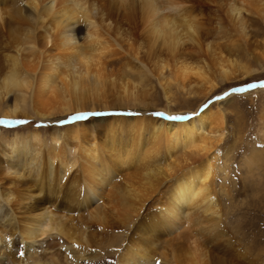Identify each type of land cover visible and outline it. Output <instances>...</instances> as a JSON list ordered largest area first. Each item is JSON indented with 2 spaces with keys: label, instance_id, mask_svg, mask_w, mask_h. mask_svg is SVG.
<instances>
[{
  "label": "bare ground",
  "instance_id": "obj_1",
  "mask_svg": "<svg viewBox=\"0 0 264 264\" xmlns=\"http://www.w3.org/2000/svg\"><path fill=\"white\" fill-rule=\"evenodd\" d=\"M18 1L0 0V38L11 46L6 53L2 52L4 63L3 57L0 59V115L12 118L34 115L47 119L54 111L51 110V104L57 103V96L58 103L62 105L59 111L83 110L87 104L94 109L95 102H100L101 107H107V87L110 85L114 88L117 81L124 83L122 90L117 92L118 99L139 101L141 95L136 92L137 86L132 85L131 91L126 88L129 79L126 80L127 75L124 74L128 66L125 55L107 60L108 57L122 53V45L105 36L109 29L115 33V29L124 25L126 31L132 33L134 7H130L124 15L112 16L107 11L109 9L106 10L109 0H27L28 7L26 5L24 9L18 7ZM185 1L162 0L160 3H149L145 26L162 40L171 53L186 40L198 44L202 37L197 13L191 11ZM216 1L219 21H212L211 24L218 23V33L222 34L220 38L231 41L232 46H240L246 53L254 54L253 51L259 47L264 50V41L256 45L248 40L246 33L247 20L257 24L258 19L244 14L251 11L264 20V0ZM41 27L44 33L38 30ZM82 31L80 36L78 32ZM17 34L22 36L17 37ZM205 40L201 38L208 59L206 65L217 63L221 79L227 78L232 70L234 73L241 71V75L250 71L246 63L238 60L233 62L230 67L232 70L226 68L227 65L224 68L221 63L222 49L217 50L221 43L213 48L214 43ZM194 58L198 60V56ZM197 60L194 64L181 60L171 63L166 59L157 64L154 75L166 100L170 96L161 80L171 78L181 87L188 86V94H199L205 84L211 83L214 76L208 74L207 69L204 70L205 65L201 62L198 64ZM256 62L262 65L257 58ZM114 65L119 66L116 72L112 70ZM141 66L144 67V64ZM137 71L138 75H142V70ZM11 94L14 95L12 103L6 102ZM212 109L210 104H205L191 111L188 116H173L180 119H168L171 116L155 119L145 114L134 116L119 125L108 120L106 129L97 137L91 134L87 136L83 128L74 126L66 133L68 138L77 140L74 146L77 152L71 155L66 146L58 144L57 137L46 144L33 131L13 133L10 137L0 136V154L6 158L0 170L9 176L11 183L7 187H2L0 183V218L11 225L13 238L10 240L15 237L17 243H34L37 238L54 233L66 247V254L73 255L74 262H77L83 255L84 246L90 242L88 239L93 224H106L108 217H114L120 220L121 228L134 224L130 233L124 231L120 236L117 264H146L155 255L170 264H226L223 258L214 255L211 247L223 237L220 215H217L219 210L216 209L210 188L216 171L215 142L219 140L215 136L222 133L223 118ZM142 111L144 114L151 110ZM255 151L251 152L249 160L245 162H256L259 151H256L257 154ZM260 157L264 156L260 154L259 161ZM27 173L34 181L18 186L19 179ZM115 176H120V179L109 184ZM15 181L17 183L13 184ZM63 187L71 194L74 203L65 213L54 210L55 205L50 196L39 198L44 189L49 193H57ZM147 198H152L151 203L142 214L143 219L140 217L141 223L136 224L138 221L135 218L140 216ZM23 202L22 212L19 207ZM2 235L0 230V243L3 244L6 237ZM30 258L25 264H41L34 255ZM242 259H245L244 256ZM246 261L240 264H252V261Z\"/></svg>",
  "mask_w": 264,
  "mask_h": 264
},
{
  "label": "rangeland",
  "instance_id": "obj_2",
  "mask_svg": "<svg viewBox=\"0 0 264 264\" xmlns=\"http://www.w3.org/2000/svg\"><path fill=\"white\" fill-rule=\"evenodd\" d=\"M38 1L43 2L44 0ZM152 1L160 3L162 0H109V2L105 1L108 3V6L106 3V10L109 9L107 11L110 12L112 16H114V14L115 16L124 15V13L130 7L135 8V19L131 25L132 29H134L132 30V33L129 30L126 31V26L124 25L119 28L120 30L115 29V33H113L114 30L109 29V33L107 31L105 33V36L112 42L119 43L120 46L122 45V51L117 46H115V48L119 49L122 53L118 54L117 56L108 57L107 60L110 58H119L120 56L125 55V62H128V66L126 67L124 74L127 75L126 80L129 79L126 88L128 87L129 91H131V87H133L132 85L137 86L138 89L136 90V92L141 95L139 101H134L131 99L121 101L120 99H118L119 97L117 95V92L122 90V84L124 86V83L121 81H117V84L114 88L110 85L107 87V96H105L108 104L107 107H101L100 102H95L94 109H91L90 105L87 104L85 109L83 110H72L69 112L59 111L62 105L58 103L59 98L57 96L55 99L57 100V103L51 104V110L54 111L51 115L48 116L47 119H42L34 115H29L28 117L23 118H12L0 115V136L5 135L7 137H10L13 133L24 134L33 131L38 134L40 141L42 140L41 142H45L46 144L51 142L54 137H57L59 141L58 144H60L61 147L66 146L70 150L68 154L71 155L76 154L75 152H77V148L74 150V146L77 140L73 138H68L69 135L66 133L72 130L74 126L80 127L81 129L83 128L82 130L85 131L84 133L87 134V136L91 134L92 136L97 137L98 134L102 133L103 130L106 129L105 127L107 126V123L110 122V120L113 121L112 123H116L117 125H119L121 122L123 123L126 121H130L132 117L137 115L144 116L146 114L153 118L156 117L155 119H163L167 116L173 117L176 114L188 116L190 112L195 110L196 108L205 104H210V108H213L212 111H217V113L219 112V114L223 118V130H221L222 133H220V136H215L217 134H212L213 136L218 137L219 140L215 142V152L217 156L216 171L214 176L212 177V182L210 186L214 195V200L217 207L216 209L219 210L217 215H220L221 226L223 228V237L222 240L220 239V241L218 240L214 242V245L211 246L212 250L214 252V255H217V257H220L221 259L223 258L222 260L226 264H237L238 260L242 259V256H244L245 258L241 260L244 263L247 260L248 262L252 261V264H264V157H260L261 161H259L258 159L260 154L261 156H264V118H262V114L264 112L263 47H259L260 50L259 48H256L253 51L254 54H251L250 52L246 53L240 46H238L239 48L236 46H232L231 41L229 42V40L220 38L222 34L218 33V30H220L218 23H214V25L211 24L212 21H219L218 10L217 8H215L217 7L216 3H218L216 0H186V5L188 4L190 6V10L197 13V21L201 23H199L201 25V38L206 39L205 41L210 40V42H213V48H215L217 44L219 45V43H221V45L218 46L219 48L217 50L222 49L221 63L224 68L227 65L226 68L232 70L231 66L233 65V62L237 60L239 62L241 61L243 63H246L248 65V68L250 67V71L248 72L249 75H247L248 73H244L243 75H241V71L238 70L234 73V70H232L233 72L230 73L227 78L221 79L219 77L220 66H218L217 63H215L214 65L211 64V66H209L208 64L206 65V61L208 59L206 60V55L204 52L205 46L201 42V38L198 41V44L196 41L190 42L186 40L184 43L179 44V48L177 46L174 52L171 53L170 51H168L166 45L163 44L162 40L157 37L155 33L151 32L150 29L148 30L145 25L148 17L149 3ZM18 2L19 3L16 2L17 5L20 4L18 7L22 9H24L23 7H25L26 5V8L28 7L27 0H24L23 2L22 0H19ZM143 4L144 6H142ZM114 5L116 7H114ZM138 6L141 7L139 8ZM143 8L146 9L143 10ZM201 9H203L204 12ZM215 9L217 11H215ZM120 11L121 14H119ZM250 12L251 11H249L248 13L247 11L244 12V14L246 13L245 15L257 18L258 22L256 24V22H251L247 20V38L250 42L259 45L261 42L263 43L264 41V20L260 19L258 15H254V13L252 14ZM198 13H200V15ZM199 18L201 20H199ZM208 18L210 19L208 20ZM30 19L32 20V18ZM203 19L204 21H202ZM80 24L82 23H79V25ZM205 24L208 25L206 26ZM214 26L216 29L214 28ZM38 30L44 33L42 27ZM118 30L120 31L119 33ZM121 30L126 31V33L122 32ZM134 31H136V35ZM217 33L219 35H217ZM78 34L81 36L83 34V31L80 33L78 32ZM130 34L133 36H130ZM148 34H150V37H148ZM18 35L20 34H17L16 36H22ZM214 38H217L218 40H215ZM0 41V55H2L0 59H2L3 57V62L2 60L0 61L4 63V53H6L7 49H10L11 46L9 42H7L8 44H6V40L4 39L1 40L0 38ZM147 41L150 43H148ZM135 42L137 44L139 42L140 44L135 45ZM6 45L8 46L6 47ZM228 45L230 48L228 47ZM136 46L139 48H137ZM154 47H156L155 50ZM183 47L185 48L183 49ZM142 49L144 50L142 51ZM165 49L167 51H163ZM177 49L179 50V52ZM182 49L184 51H182ZM2 52L4 53L2 54ZM156 52H159V54L157 55ZM169 53L170 56L168 58L167 56L169 55ZM136 54L137 56L139 55V58L136 56ZM176 56H179V58H181L179 59ZM195 56H198V60L197 58H194ZM255 57L261 62L262 65L259 66V64L256 62ZM159 58H162V60H159ZM166 59L169 62L172 61L171 63H174L176 60L180 62L181 60L194 64H196L195 62L197 60L198 64L201 62L205 65L204 70L206 71L207 69L206 72L208 74H212L214 78L211 80V83L205 84L204 90H200L202 92H199V94H196L194 92L188 94L186 91L188 86L181 87V85H178L171 78L167 79V81L165 79L161 80V82L164 83L163 85L165 86L166 90L168 91L167 93H169L170 96V98L166 100L163 95L162 87L159 85V82L156 79V75H154L155 67L157 66V64ZM151 60H153L154 62ZM191 60L194 62H192ZM214 61L215 59H213V62ZM140 62H142V64ZM143 64L144 67L141 66ZM146 65L149 68H147ZM114 66L116 67L113 68ZM114 66L112 67V70L116 72L119 66ZM129 67L130 69L127 70V68ZM137 70H142V75H138ZM167 83H169V85H167ZM192 85H194V83H192ZM208 86L209 88H207ZM238 88L243 90L234 91V89ZM209 89H211V91L206 92ZM13 98L14 95L11 94L6 98L5 101L12 103ZM142 109H148L151 111H147V113L143 114ZM157 113H162L163 115H157ZM72 142L75 143L72 144ZM252 149L253 151H251ZM255 149L257 153L259 151V155L256 153ZM254 151L257 154L256 162L253 164H249L247 162L249 160L248 158H250L251 152L254 153ZM246 159L247 161L245 162ZM4 160H6L5 156L0 154V166H3ZM74 169L75 168H73L71 172ZM0 171V183L2 187H7L11 184L9 176H6L4 171ZM113 178L110 179L111 182L109 184L118 181L120 179V176L119 178L118 176H115ZM19 181L20 183H18V186H23V184L25 183H32L34 181V178L27 173L23 175L19 179ZM16 183L17 181H15L13 184ZM63 191L66 193V195L65 193H63ZM45 195L50 196L51 201L53 202V206L55 205L54 210L57 212L65 213L68 211L69 208L71 209L74 205V203L71 201V194L68 192V190H66L65 187H63L62 191L57 193H55L54 191L49 193L46 189H44L43 193L39 196V198ZM151 200L152 198H147L145 200L140 216L135 218V221H138V223L136 224L141 223V218L143 219L144 216L142 214L147 211ZM23 204L24 202L19 207L20 211L22 210V212L24 211ZM111 218L112 217L107 218L106 224H93L90 229L91 236L89 237L90 239H88V242H90L84 246L83 255L79 258L77 262H74L73 258L75 257L73 255L69 256V254H66V247L63 246V243L58 239V237L54 233H52L53 235H47L44 237L37 238L34 243H17V241H15V237L14 240H10L13 238L11 235V232L13 230L10 229L11 225L7 220L4 219V222V220L0 218L1 234H3V238L6 237V239L4 238V243H0V259H3L0 264H25V261L27 259H32L30 257H32L33 255L35 256V259H38H36V261L41 264H117V246L120 242V236L122 235V233H124V231L125 233H130L134 227V224L130 225L128 228H121L122 224L120 223V220L115 219L114 217L112 219ZM118 222L120 225H118ZM225 252L226 254L223 255V253ZM229 252H231L232 254H230ZM218 254H220V256ZM234 254L239 256H234ZM228 258L229 261L230 259H232V262H229ZM53 261L56 262L53 263ZM146 264L170 263L163 261L161 258H159V256L155 255L153 259Z\"/></svg>",
  "mask_w": 264,
  "mask_h": 264
},
{
  "label": "snow or ice",
  "instance_id": "obj_3",
  "mask_svg": "<svg viewBox=\"0 0 264 264\" xmlns=\"http://www.w3.org/2000/svg\"><path fill=\"white\" fill-rule=\"evenodd\" d=\"M243 89H234V91H242ZM157 115H163L162 113H157ZM168 119H180V117H168Z\"/></svg>",
  "mask_w": 264,
  "mask_h": 264
}]
</instances>
